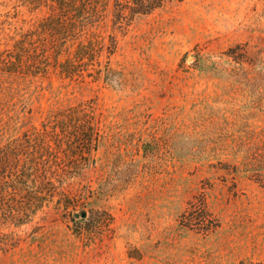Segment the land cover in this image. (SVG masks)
<instances>
[{
	"label": "rangeland",
	"instance_id": "obj_1",
	"mask_svg": "<svg viewBox=\"0 0 264 264\" xmlns=\"http://www.w3.org/2000/svg\"><path fill=\"white\" fill-rule=\"evenodd\" d=\"M44 15L0 0V50ZM116 35L108 79L0 70V147L94 107L101 142L67 189L113 218L79 237L48 208L0 264H264V0H166ZM203 201L204 225L182 221Z\"/></svg>",
	"mask_w": 264,
	"mask_h": 264
},
{
	"label": "trees",
	"instance_id": "obj_2",
	"mask_svg": "<svg viewBox=\"0 0 264 264\" xmlns=\"http://www.w3.org/2000/svg\"><path fill=\"white\" fill-rule=\"evenodd\" d=\"M21 2L31 11L45 10V15L23 29L12 48L0 50L1 71L108 79L118 48L116 33L138 16L162 8L166 0ZM100 142L94 107L80 104L51 114L40 127L0 147V253L19 247L25 240L21 229L48 208L67 219L79 237L94 239L109 227L110 213L80 209L77 195L67 189L94 162ZM193 206L182 221L204 225L212 217L206 202Z\"/></svg>",
	"mask_w": 264,
	"mask_h": 264
}]
</instances>
